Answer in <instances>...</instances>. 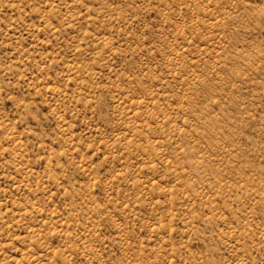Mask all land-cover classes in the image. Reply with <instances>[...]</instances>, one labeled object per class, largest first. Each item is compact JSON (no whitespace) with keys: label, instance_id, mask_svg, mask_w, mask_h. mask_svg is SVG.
Returning <instances> with one entry per match:
<instances>
[{"label":"rangeland","instance_id":"1","mask_svg":"<svg viewBox=\"0 0 264 264\" xmlns=\"http://www.w3.org/2000/svg\"><path fill=\"white\" fill-rule=\"evenodd\" d=\"M0 264H264V0H0Z\"/></svg>","mask_w":264,"mask_h":264}]
</instances>
